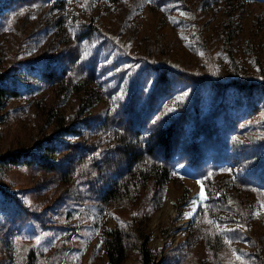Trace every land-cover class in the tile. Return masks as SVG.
<instances>
[{"label":"rangeland","instance_id":"1","mask_svg":"<svg viewBox=\"0 0 264 264\" xmlns=\"http://www.w3.org/2000/svg\"><path fill=\"white\" fill-rule=\"evenodd\" d=\"M0 75V264H108L145 214L153 264H264V0H0ZM137 152L173 180L104 203Z\"/></svg>","mask_w":264,"mask_h":264},{"label":"trees","instance_id":"2","mask_svg":"<svg viewBox=\"0 0 264 264\" xmlns=\"http://www.w3.org/2000/svg\"><path fill=\"white\" fill-rule=\"evenodd\" d=\"M117 1V0H109ZM8 79L6 75H0V112L4 108L5 103L10 95L16 94L10 86H8ZM244 86V85H243ZM253 85L248 84V87L251 88ZM182 118V117H181ZM178 121L171 122L170 127L165 132V140L169 141L170 136L173 133V128L177 125ZM164 138H161L159 143L165 144L166 141ZM149 148L151 154L155 153L156 146ZM128 156L125 158V162L128 165L126 168L129 172L125 178H118L113 181L110 187H108L104 194L102 195L101 200L106 203L112 202H121L125 198H129L130 191L133 195L139 196L141 189L145 188L150 182L155 186V188L162 187L168 182L173 180L171 169L168 166V163H162L152 161L142 162L144 158L139 152L131 155L127 153ZM31 153H25L21 155L19 152H11L5 155H0V165L2 162L6 165L12 164H25L29 159H27ZM23 156V157H22ZM166 158V157H165ZM137 160L142 162V166L138 167L135 171L132 170L131 163ZM56 163H53V166ZM147 164L146 167H143ZM52 162L49 160L44 161V168H50ZM124 177L122 173L119 175ZM151 217L148 214L145 215H133L131 218V223L126 227H115L107 229L104 233V250L107 255L108 264H124L125 260L128 257L130 246H136L140 253V263L139 264H153L154 262V253L150 248L151 234L149 231V221ZM130 240H134L133 243H129ZM206 243L210 247L212 252H216L220 244H222V239L217 237L213 240L210 237L205 238ZM33 254V251L30 252V256ZM25 264H33L30 260L26 261Z\"/></svg>","mask_w":264,"mask_h":264},{"label":"snow or ice","instance_id":"3","mask_svg":"<svg viewBox=\"0 0 264 264\" xmlns=\"http://www.w3.org/2000/svg\"><path fill=\"white\" fill-rule=\"evenodd\" d=\"M149 2H150V0H149ZM185 95H186V93H185ZM174 174H175V173H174ZM198 183H199V182H198ZM208 198H209V197H208L206 194H204V192H203V188H202L201 193L198 194L197 199H196V200H193V204H194V205H199L200 207H204V206H205V205H204V201L207 200ZM262 207H264V205H262ZM213 223H214V222H213ZM229 231H231V229H229ZM36 243H37V244L40 243L39 239H37ZM224 243H225V244H228V245H231L232 240H231V239H228V238H225V239H224ZM233 255L235 256V259H236L237 261L240 262V264H244V260L242 259V257H241L239 254H237V253L234 251V252H233Z\"/></svg>","mask_w":264,"mask_h":264},{"label":"crops","instance_id":"4","mask_svg":"<svg viewBox=\"0 0 264 264\" xmlns=\"http://www.w3.org/2000/svg\"><path fill=\"white\" fill-rule=\"evenodd\" d=\"M187 206H188V205H186V207L184 208V211H185V213H186V212L189 213V217H192V216H193V213L191 212V209H188V208H187ZM187 217H188V216H187ZM187 219H188V218H187ZM187 219H185V220H187Z\"/></svg>","mask_w":264,"mask_h":264}]
</instances>
